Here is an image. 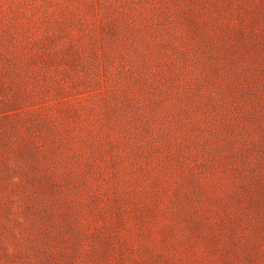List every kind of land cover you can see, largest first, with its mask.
I'll use <instances>...</instances> for the list:
<instances>
[{
	"label": "rangeland",
	"instance_id": "374dc122",
	"mask_svg": "<svg viewBox=\"0 0 264 264\" xmlns=\"http://www.w3.org/2000/svg\"><path fill=\"white\" fill-rule=\"evenodd\" d=\"M0 264H264V0H0Z\"/></svg>",
	"mask_w": 264,
	"mask_h": 264
}]
</instances>
